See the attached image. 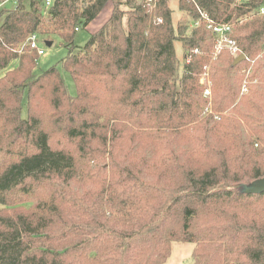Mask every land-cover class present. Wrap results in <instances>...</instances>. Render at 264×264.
Returning a JSON list of instances; mask_svg holds the SVG:
<instances>
[{"label":"trees","instance_id":"trees-1","mask_svg":"<svg viewBox=\"0 0 264 264\" xmlns=\"http://www.w3.org/2000/svg\"><path fill=\"white\" fill-rule=\"evenodd\" d=\"M14 1L0 10V70L17 62L0 77V264H164L174 241L195 244L185 264H264V189L235 187L264 178V0H179L231 25L239 52L216 58L214 32L175 28L168 0ZM34 34L63 39L75 95L58 65L33 74Z\"/></svg>","mask_w":264,"mask_h":264},{"label":"rangeland","instance_id":"rangeland-1","mask_svg":"<svg viewBox=\"0 0 264 264\" xmlns=\"http://www.w3.org/2000/svg\"><path fill=\"white\" fill-rule=\"evenodd\" d=\"M0 3H1L0 4V10H1V8L14 7L16 4L14 0H2ZM168 4L172 8V19H173V24H174L175 28L178 26L180 21H183V23L184 22L190 23L191 28H193V26H195V23L190 18L189 13L182 11L180 9L179 0H168ZM108 6H110L109 8H110L111 13H112L113 6H114L113 2L110 1V5H108ZM101 12L102 13L99 14L100 15L99 18H101V17H103V15H105L106 9H104ZM95 22L97 24V21H95ZM95 22L92 25H90L89 27H86V28L80 27V30L76 31L74 41H75V44L77 45V49L75 51H78L79 48L81 46H83L86 43V41L89 39L90 34L92 33L91 31L95 26ZM46 38H49V37L47 35H40L39 36V47L44 50V54L39 56V59L37 62L38 64H37L36 68L34 69L33 74L36 76V75L40 74L41 72H43L48 67H50L52 65H58V67L61 70L62 76L68 85L69 92L72 95H75L76 94V86H75L74 80H73L72 76L70 75V73L62 67V59L68 53V48L65 45V42L63 41V39L60 36L53 35V37L51 39V41L53 43H52V45H48L47 44L48 40ZM216 45L214 46V49H213L214 50L213 58H216L215 51L216 52L220 51V50L219 51L216 50L217 49ZM175 46H176L177 55L182 60V56H183L182 42L180 40H177L175 42ZM16 64H17V62H12L8 68L1 69L0 70V77L3 76L8 69L16 66ZM205 77H206V75L204 74L202 79H201V83H205V80H206ZM208 88L211 89L210 87H208ZM26 111H27V108L25 106L24 107V113H26ZM262 185H263V178L251 180V181H248L246 183H241L235 187H237L238 189L244 190V191H248V190L259 189ZM0 206H1V204H0ZM194 247H195V244L192 242L174 241L172 243L171 255L164 264H185L186 262H190L191 260H193L192 259V251H193Z\"/></svg>","mask_w":264,"mask_h":264},{"label":"built area","instance_id":"built-area-1","mask_svg":"<svg viewBox=\"0 0 264 264\" xmlns=\"http://www.w3.org/2000/svg\"><path fill=\"white\" fill-rule=\"evenodd\" d=\"M236 1L241 2L242 0H236ZM50 3H51V0L48 1V5H50ZM198 9L200 12V17L198 20H196L194 22L195 26L199 25L202 21L205 22L207 27L210 28L216 36V44H217L216 50L219 51L222 48L226 47V48H230L232 54L236 55L239 52V48L236 45V41L233 40L229 35V32L231 30V25L217 23L209 17L207 12H205L204 10H202L199 7H198ZM260 14H264V6H262L260 8ZM27 44L32 49L37 50L40 55L44 54V50L39 47V38L36 34L29 37V39L27 40ZM217 54H218V52L215 51L216 56H217ZM210 94H211V89L206 88L205 89V95L208 96Z\"/></svg>","mask_w":264,"mask_h":264},{"label":"crops","instance_id":"crops-1","mask_svg":"<svg viewBox=\"0 0 264 264\" xmlns=\"http://www.w3.org/2000/svg\"><path fill=\"white\" fill-rule=\"evenodd\" d=\"M108 5H110V2L109 3H107V5L104 7V9H106V13H105V15H103V17H101V18H99L100 17V15L99 16H97V18H95V21H97V24H96V22L93 20L91 23H90V25H92L94 22H95V26H94V28L92 29V31L91 32H94V31H96L97 29H99L101 26H102V24L109 18V16L111 15V10H110V6H108ZM107 7V8H106ZM103 9V10H104ZM102 10V11H103ZM102 13V12H101ZM89 25V26H90ZM88 26V27H89Z\"/></svg>","mask_w":264,"mask_h":264},{"label":"water","instance_id":"water-1","mask_svg":"<svg viewBox=\"0 0 264 264\" xmlns=\"http://www.w3.org/2000/svg\"><path fill=\"white\" fill-rule=\"evenodd\" d=\"M52 41H47V44L48 45H52ZM246 58V55L244 53H241L239 56H237L233 62L234 65L238 64L239 62L243 61L244 59ZM261 189H264V178H263V185L259 188V189H256V190H261Z\"/></svg>","mask_w":264,"mask_h":264}]
</instances>
